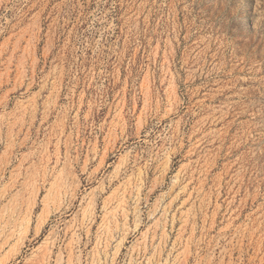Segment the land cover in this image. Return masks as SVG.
<instances>
[{
  "label": "rangeland",
  "instance_id": "374dc122",
  "mask_svg": "<svg viewBox=\"0 0 264 264\" xmlns=\"http://www.w3.org/2000/svg\"><path fill=\"white\" fill-rule=\"evenodd\" d=\"M0 264H264V0H0Z\"/></svg>",
  "mask_w": 264,
  "mask_h": 264
}]
</instances>
